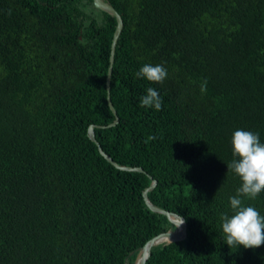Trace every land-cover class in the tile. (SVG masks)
<instances>
[{
	"label": "trees",
	"instance_id": "obj_1",
	"mask_svg": "<svg viewBox=\"0 0 264 264\" xmlns=\"http://www.w3.org/2000/svg\"><path fill=\"white\" fill-rule=\"evenodd\" d=\"M0 0V264H264L226 244L235 130L264 143V0ZM162 64V84L135 73ZM207 81L206 92H201ZM153 87L162 108L140 106ZM117 118V121L115 119ZM101 149L120 166L100 154ZM109 125V126H108ZM104 126V127H102ZM149 136L155 140L145 141ZM245 204L264 215V192Z\"/></svg>",
	"mask_w": 264,
	"mask_h": 264
},
{
	"label": "clouds",
	"instance_id": "obj_2",
	"mask_svg": "<svg viewBox=\"0 0 264 264\" xmlns=\"http://www.w3.org/2000/svg\"><path fill=\"white\" fill-rule=\"evenodd\" d=\"M136 78H144L155 84H162L168 76L167 69L162 64H144L136 73ZM207 81L201 84V92H206ZM140 106L162 108V98L153 87H148L146 95L140 98ZM149 136L145 143L155 140ZM233 160L227 164V169L240 178L241 185L234 196L229 197L232 214H222L221 228L229 248L255 249L264 245V215L253 206L245 204V200H255L264 192V143L260 141L259 133L246 130H235L232 138ZM181 219L177 223L180 226ZM175 227V229H176Z\"/></svg>",
	"mask_w": 264,
	"mask_h": 264
},
{
	"label": "water",
	"instance_id": "obj_3",
	"mask_svg": "<svg viewBox=\"0 0 264 264\" xmlns=\"http://www.w3.org/2000/svg\"><path fill=\"white\" fill-rule=\"evenodd\" d=\"M93 3L96 7L104 9L107 12L113 14L116 17V22H117L115 30H114L113 35H112V41H111V45H110L109 65L107 68V75H106V91H107L108 105H109L110 109L112 110V112L115 114V110L112 106V103H111L110 97H109V85H110V75H111V69H112V63H113L115 44H116V40H117L118 34L120 32V29L122 27V19H121V16L116 12V10L107 2H105L103 0H93ZM116 121H117V118L115 119V121L113 123H111L109 125L114 124ZM93 127H94V125H90L88 127V134H89L90 139L93 140L94 142H96L95 137H94V133H93ZM102 127H104V126H102ZM96 144L98 146V150H99L100 154L103 155L111 164H113L117 168L124 169V170L142 171V169L140 167H128V166L117 165L101 149V147L98 145L97 142H96ZM155 184H156V180H152L151 184L143 190L142 196H143L145 203L148 205V207L151 210L163 213L167 217V219L175 225V227L177 226L179 219H181L183 221V223L180 226L176 227V229L173 231H164V232L158 233L157 235H155L151 239H149L143 246L140 247L138 254H137V257L135 259V264H144L145 263V260L149 254L150 248L153 245L160 243V242H163V241H166V240H170V241L180 240V239L184 238V236L186 234V225H185V221H184L183 217H181L178 214L173 213L171 211H167V210L157 208L149 202L147 195H146V192L148 190L152 189L155 186Z\"/></svg>",
	"mask_w": 264,
	"mask_h": 264
}]
</instances>
